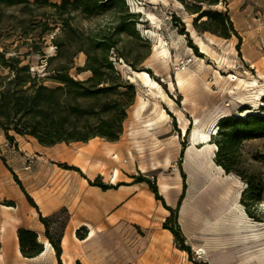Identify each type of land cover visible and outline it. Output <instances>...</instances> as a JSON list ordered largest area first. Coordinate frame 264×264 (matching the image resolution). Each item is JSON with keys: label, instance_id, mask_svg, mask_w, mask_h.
<instances>
[{"label": "rangeland", "instance_id": "rangeland-1", "mask_svg": "<svg viewBox=\"0 0 264 264\" xmlns=\"http://www.w3.org/2000/svg\"><path fill=\"white\" fill-rule=\"evenodd\" d=\"M50 2L56 3L58 0ZM125 4L128 12L137 14L134 27L140 40L122 35L117 44L119 53L134 64V72L146 73L161 87L166 101L156 99L147 84L134 77L126 60L117 57L116 68L134 86V102L127 111L119 140L111 146L112 149L104 151L100 150L106 142L103 139L93 140L89 148L78 152L77 148L81 146L79 144H60L45 150L49 151L46 156L57 161L52 163L61 168L63 165L75 168L77 167L73 165H79L85 170L86 164L88 168L96 167L102 174L94 177V172H87L91 176V184L115 185L112 189H117L119 183L123 184L121 186L137 184L155 199L146 182L136 181L145 180L154 185L164 205L169 203L167 207L177 208V224L185 245L190 247L191 257L198 263L264 264V256H260L258 251L260 245H263L260 249H264V137L244 141L234 151L236 169L244 173L246 179L255 176L263 184L261 201L250 208L255 217L262 219L260 223H254L252 218L246 219L240 207L236 208L233 204V196L237 191L249 194L245 178L234 172L226 173L222 167L223 172L201 163L196 166L188 152L196 123L203 124L214 133L212 160L216 165L214 158L220 141L218 122L225 117L244 118L264 113V94L258 100L244 95L248 91L245 89L246 83L253 80L259 88H264V0H221L217 5L201 7L202 11L227 10L237 35L229 31L227 39L210 31H203L201 20L195 21L199 13L188 10L192 5L191 0H125ZM41 12L38 9L21 12L17 6L0 4V52L5 51L6 57L28 53L30 49L25 42L37 40L33 37L38 31L36 22L42 19ZM149 16H153V19ZM113 21L112 15L93 20L77 16L74 23L81 30L88 31L94 30L98 25H110ZM22 29L32 34L27 39L23 38ZM56 32L57 30L48 33L42 39L44 43L38 44L46 57L55 52L51 38ZM197 38L203 40L207 46L205 50L200 48ZM112 56H116V51H113ZM41 58L37 53L21 57L23 64H29L32 73L43 77L48 74ZM184 58H188L190 63L182 70L179 62ZM84 61V55L78 54L74 58V68L70 71L79 80L89 76L88 73H76V68L82 67ZM177 72H189L191 76L182 88L175 80ZM7 74V70L0 69V75ZM44 84L54 85L50 81ZM256 91L254 89L250 93ZM138 96L147 103L140 115L135 112ZM168 101L172 102L173 110L167 105ZM155 102L159 107H154ZM159 109L162 110V117L158 116ZM10 135L14 137L13 141H8L0 129V152L1 149L10 150L17 158L25 157L30 152L26 156V163L29 165L36 154L31 149L25 152L23 147L26 146L25 142H32L31 138L21 139L13 133ZM60 149L69 152L71 157ZM76 152L73 161L72 157ZM61 155L67 160H57ZM86 155L90 156L88 162ZM76 172L83 176L81 170ZM213 181L233 188L226 202L228 206L220 210L216 219V214L210 211L205 199V192L212 188ZM163 184L167 188V197L162 193ZM223 191L220 192L221 196ZM181 195L182 199L177 207ZM157 201L159 208L166 210L162 202ZM164 215L169 216V212L166 210ZM65 220L63 212L50 219L49 232L54 240L58 239ZM169 226H173V223ZM81 233H85V230ZM134 234L143 235L138 226H134ZM123 236H127L126 231H123ZM125 242L128 244L124 243L123 253L127 258L123 264H131L134 243L130 240ZM172 249L175 254L184 257L185 264H194L189 261L186 253L178 252L180 250L175 246L174 238ZM182 262L180 259L176 264H183Z\"/></svg>", "mask_w": 264, "mask_h": 264}, {"label": "trees", "instance_id": "trees-1", "mask_svg": "<svg viewBox=\"0 0 264 264\" xmlns=\"http://www.w3.org/2000/svg\"><path fill=\"white\" fill-rule=\"evenodd\" d=\"M188 8L193 13H199L195 21L202 23L203 31H210L223 38H229L228 32L236 35L227 10L202 11L203 5H217L221 0H191ZM0 4L17 6L21 12L32 9L42 10V19L36 22L38 31L30 42H25L30 51L26 54L6 57V52H0V69L7 70V75H0V129L8 141H13V133L20 137H30L43 147L75 142L87 143L89 140L103 139L106 142H116L123 133V125L127 111L134 102V86L123 78L115 66L117 57L124 59L119 53L117 44L122 35L140 40L134 24L137 14L128 12L125 0H0ZM105 15H112L114 21L110 25L96 26L94 30L83 31L74 23L80 16L85 20H93ZM204 19V20H202ZM57 32L51 38L55 48L53 55L46 57L40 51L39 45L50 32ZM33 32V31H32ZM32 34L22 29L21 37L27 39ZM35 34V33H34ZM237 36V35H236ZM239 38V37H237ZM116 51V56L113 55ZM31 53L39 54L44 60V70L48 75L40 77L30 71L29 64H23L21 57ZM85 57L84 65L76 68V73H88L89 76L79 80L70 74L74 68V58L78 54ZM118 55V56H117ZM126 63L134 71L135 66L130 61ZM46 81L54 85L47 86ZM219 148L215 155V163L226 173L234 172L245 178L244 173L236 169L234 151L247 140L264 137V113L247 115L244 118L225 117L219 122ZM95 138V139H94ZM66 170L79 171L75 167L63 165ZM15 182L21 187L17 177ZM249 194L241 192L240 204L246 214L255 221L250 208L262 199L263 184L255 176L245 178ZM146 182L155 199L162 202L169 216L162 224L163 229L170 231L175 246L187 253L189 261L198 263L191 257L190 247L185 245V239L177 224V208L164 205L157 195L156 187ZM92 186L106 191L115 186L92 183ZM123 185L122 183L117 186ZM245 193V194H244ZM26 195V194H25ZM247 196V199L246 197ZM28 202L33 201L26 195ZM182 195L179 197L177 207ZM49 221L40 217L45 229V237L50 243L58 259L61 255L60 238L54 240L49 232ZM173 226H169L170 223ZM85 230V233H81ZM86 236V229L76 231L80 240ZM19 250L23 257L31 258L40 254L43 246L38 243L37 235L26 229L17 230ZM75 264H80L78 261Z\"/></svg>", "mask_w": 264, "mask_h": 264}, {"label": "crops", "instance_id": "crops-1", "mask_svg": "<svg viewBox=\"0 0 264 264\" xmlns=\"http://www.w3.org/2000/svg\"><path fill=\"white\" fill-rule=\"evenodd\" d=\"M31 140V143L25 142L26 146L23 147L25 152L31 149L36 154L29 165L26 156L30 152L20 158L10 150L1 149L0 152V264H59L53 248L45 244L48 240L40 217L52 219L61 212L66 215L59 235L61 264H75L77 261L80 264H123L127 258L123 247L124 243L128 244L125 241L129 240L134 243L131 264H176L180 259L184 262V257L175 254L172 249V234L162 227L168 217L164 215L166 210L160 209L158 201L144 188L130 184L102 191L91 185V176L87 175V172H94V177L102 174L96 167L88 168L86 164V169L82 170L79 165H73L81 170L83 176L76 171L63 169L53 164L57 161L47 157L49 151L45 150L54 146L43 147ZM90 142L93 139L87 143L75 142L81 145L77 152L89 148ZM114 143L105 142L100 150L112 149ZM60 150L71 157L69 152ZM85 157L88 162L90 156ZM57 160L67 159L61 155ZM13 174L21 187L15 182ZM212 184V188L205 192V199L210 211L216 214V219L220 210L228 206L226 202L229 197L220 194L225 185L217 181ZM25 194L34 206L28 202ZM238 204L244 217L249 220L240 201ZM252 221L260 223L254 219ZM134 226L140 228L142 236L134 234ZM80 228L86 229V236L82 240L76 237V231ZM18 229H26L37 235L38 243L43 246L40 254L31 258L21 255ZM123 231L127 232L126 237Z\"/></svg>", "mask_w": 264, "mask_h": 264}, {"label": "bare ground", "instance_id": "bare-ground-1", "mask_svg": "<svg viewBox=\"0 0 264 264\" xmlns=\"http://www.w3.org/2000/svg\"><path fill=\"white\" fill-rule=\"evenodd\" d=\"M149 17H150V19H153L152 18L153 16H149ZM197 41H198L200 48L205 50V48L207 46L205 45L203 40L197 38ZM218 62H219V60H218ZM188 73H186V74H183L180 72L176 73V79L175 80H176L177 85L179 87L182 88V86L185 83H187L188 80L190 79L189 78L190 74H188ZM132 74L134 75V77H136L137 79L143 80L147 84L148 89L152 92V94L154 95V97L156 99H159L160 101H166L165 94H164L163 90L161 89V87L153 79H151L146 73H137V72L133 71ZM129 79L132 80V77H130ZM245 89H248V91L244 95H246L247 98H249V99L251 98V99H257L258 100L264 94V88H259L256 85L255 80L251 81L250 83H246ZM254 89H257V91L254 93H250V91H252ZM146 104H147L146 101L141 96H138V103H137V107H136V111H135L137 115H140L139 113L142 110H144V108L146 107ZM154 105H155L154 107H157L158 104L155 102ZM167 105L171 108V110H173V104L171 101H168ZM158 107H159V105H158ZM158 111H159L158 116L162 117L163 116V114L161 112L162 110L159 109ZM205 129H207V130H205ZM213 135H214V133H211L210 129H208L207 126L200 124V123H196L195 132L192 136L191 146H190V149L188 152L191 155V159L193 160L194 165L198 166L201 163L203 165L205 164L207 166H211L212 168L218 169L219 171L223 172V170L219 166L215 165L213 160H212L214 157V149H215V145H212V136ZM201 146H203V147L201 148ZM84 151L89 152L90 149L87 151L86 150H84ZM225 176L227 177L228 175H225ZM232 189L233 188L231 187V185H225L224 191H223V197H229ZM162 193L164 195H166V197H167V188H166L165 184L162 185ZM240 195H241V191H237L235 193V195L233 196V198H234L233 204L235 205L236 208L240 207L238 204V200L240 199ZM230 203H232V202L230 201ZM233 204H232V206H233ZM45 244L47 247L51 246L48 241H45ZM262 247H263V245H260L259 250H258L259 254H261L260 256H264V249H260Z\"/></svg>", "mask_w": 264, "mask_h": 264}, {"label": "built area", "instance_id": "built-area-1", "mask_svg": "<svg viewBox=\"0 0 264 264\" xmlns=\"http://www.w3.org/2000/svg\"><path fill=\"white\" fill-rule=\"evenodd\" d=\"M189 63H190V60L188 58H184V59L180 60V62H179L180 69L184 70L188 66ZM26 169H28V168H26Z\"/></svg>", "mask_w": 264, "mask_h": 264}]
</instances>
